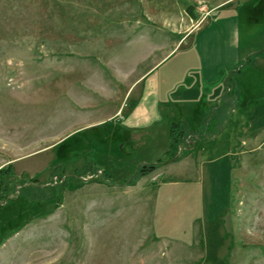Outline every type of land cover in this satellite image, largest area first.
Instances as JSON below:
<instances>
[{"label":"rangeland","instance_id":"obj_1","mask_svg":"<svg viewBox=\"0 0 264 264\" xmlns=\"http://www.w3.org/2000/svg\"><path fill=\"white\" fill-rule=\"evenodd\" d=\"M218 11L238 46L223 58L240 60L222 68L223 81L231 76L227 91L235 85L241 102H223L217 126L215 109L184 115L189 100H202L198 86L187 93L198 100L174 87L163 105L169 122L188 127L178 160L150 169L170 151L171 132L160 157L154 140L120 157L114 124L131 114L128 91L137 99L142 78L166 57V68L192 64L197 50L171 53ZM195 72L184 79L192 86ZM206 147L210 157L230 150L234 170L204 212L211 194L202 200L196 177L166 169ZM7 168L16 194L0 200V264H264V0H0ZM30 191L41 200L28 201Z\"/></svg>","mask_w":264,"mask_h":264},{"label":"crops","instance_id":"obj_2","mask_svg":"<svg viewBox=\"0 0 264 264\" xmlns=\"http://www.w3.org/2000/svg\"><path fill=\"white\" fill-rule=\"evenodd\" d=\"M218 17L219 11L214 17V19L217 18L218 20L214 22L211 20L208 24V27L206 26L204 29L198 31L188 47L176 49L171 53V55H177L182 50H184V52L187 54L191 50H197L196 60L193 61L192 64L186 59V64L184 67H181V69L179 66H170L169 63L167 64L170 66V68H166V57L158 62L155 68H153V70H151L148 75L142 78V92L137 99H133L135 88H131L128 91L126 99L127 102H130L129 105L132 108V111H130L131 114H127L126 117L121 115V118L114 124L116 132H120L122 135L121 141L117 143V148H119L118 155L120 157L124 158V156H127V154L133 153V151L139 150L142 147H146L148 142L152 140H154L156 143L159 141V144L160 141L163 143V145L158 148L156 157H160L166 153L168 147L170 146V129L171 125L173 124L169 121H171V119L173 120L174 113L171 111H164L165 107L163 105V98L165 96V100H167L168 97H166V95L170 94L171 91L173 92L174 87L178 89L182 88L185 94L188 95L186 96L187 99L192 98L193 100H198L197 96L192 97L190 94H187L193 91L194 86H198V90H196V92L199 90L202 91V100H199V106H196L197 102L189 100L187 107L189 109L187 110V113H184V115L190 116L193 114L192 112H204L205 109L209 110L212 108L215 109L213 114H217L214 118L216 121L213 123V125L217 126L223 120L221 115H223L224 112L226 113V111L223 110L224 105L221 106L223 102L232 98L236 104L241 102L235 85L233 86L234 91L232 95H229V92L227 91L231 87L230 85L233 84L228 82L231 79V76L229 75L223 81L224 70L222 68L226 69V71H229L232 65L235 66L240 61L237 57L234 60V64H231V60L225 61L223 58L225 57V53L226 55H230L238 50L236 38L233 36L234 29L226 25V21H224L225 18L219 19ZM221 21H224V25L222 26L218 24ZM184 52L183 54H185ZM178 70L181 73V77L179 79L178 76H175ZM192 71H196V75L198 74L200 84L198 83V85H196L197 78H195V76V80L193 79V86L191 85L192 82L187 83L189 80H184L185 77L189 79ZM172 84L173 87H171ZM174 93H172V95ZM196 94L199 95V93ZM180 96L181 94L178 93L176 94L175 98L180 99ZM217 101L219 102V107L217 106L214 108V105H216ZM138 103L144 105L136 108ZM124 108L126 107H123V110ZM165 113H167L169 116H165ZM234 115L233 118L228 119L229 123L233 121L236 122L237 119H239L238 112H235ZM183 123L188 124L187 121H184ZM223 123H225V121ZM161 124L163 126L159 127ZM211 125L212 124L209 126ZM156 128H158V130L154 131ZM215 139H213V141ZM212 146L215 147V143H213ZM211 147H206L203 150H199L198 152L195 151L186 156L183 160L170 164L166 169V171L169 172H175L184 175L189 174L190 176L196 177L194 185L197 187L196 189L198 195L202 197V200H204V195L206 193L211 194V202L206 207L204 206V212L210 210V207H214L216 204L214 199L216 191H219L220 193L223 192V187L226 186V178L230 179L234 170L232 161L229 159L231 158L232 152L229 150L220 157H210L205 153ZM233 148L234 147L232 145L231 150ZM149 161L150 160L143 158L140 161H137V163L139 165L142 163H149ZM130 162L136 163L135 160ZM133 165L134 164H132V166ZM137 167L134 168L137 169ZM163 172L159 173V177L157 176L156 179L157 181L164 176ZM222 175H224L225 184L221 180ZM161 183H163L162 180L159 182V185H154L157 187V195L160 186H163ZM204 216L206 217V215Z\"/></svg>","mask_w":264,"mask_h":264},{"label":"trees","instance_id":"obj_3","mask_svg":"<svg viewBox=\"0 0 264 264\" xmlns=\"http://www.w3.org/2000/svg\"><path fill=\"white\" fill-rule=\"evenodd\" d=\"M187 129H188V127H186L184 129L181 126V124H179V123H173L171 125V129H170L171 130L170 131L171 132V148H170V151L165 155V158L163 160H160L155 165L150 164L151 165L150 169L155 170V168H159V166H162V165L167 164L169 162H173V161L178 160V158H177L178 147H179L180 141L182 139L183 131H187ZM10 171H11L10 168L0 170V200L1 199H3V200L8 199L9 196L16 194V191L14 190L15 188H13V186H12V182L14 180H13V176H12ZM104 178L106 179V176H104ZM128 182H127L128 185H134L130 181H128ZM18 186L19 185H17L16 187H18ZM22 188H23V184H22L21 189ZM21 189H20V191H21ZM21 192H22V194L20 197H23V194L27 193L26 191H25V193H23V190ZM30 192H32V193H30L29 195L26 196L29 199L28 201H31V202L36 201L37 202L38 199L41 200V198H36V197H39L38 191H34L35 193H33V191H30ZM35 195H36V197H35ZM48 200H46V201H48Z\"/></svg>","mask_w":264,"mask_h":264}]
</instances>
